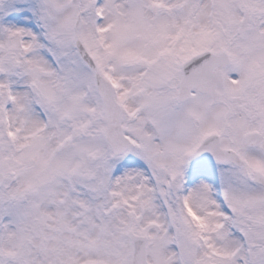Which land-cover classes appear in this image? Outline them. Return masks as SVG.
<instances>
[{
  "label": "snow or ice",
  "instance_id": "1",
  "mask_svg": "<svg viewBox=\"0 0 264 264\" xmlns=\"http://www.w3.org/2000/svg\"><path fill=\"white\" fill-rule=\"evenodd\" d=\"M0 264H264V0H0Z\"/></svg>",
  "mask_w": 264,
  "mask_h": 264
}]
</instances>
